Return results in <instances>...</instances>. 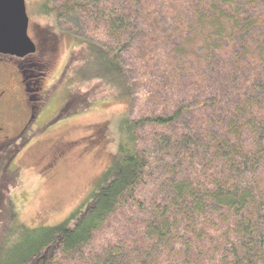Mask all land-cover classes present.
<instances>
[{
  "label": "trees",
  "instance_id": "trees-1",
  "mask_svg": "<svg viewBox=\"0 0 264 264\" xmlns=\"http://www.w3.org/2000/svg\"><path fill=\"white\" fill-rule=\"evenodd\" d=\"M41 11L81 49L76 81H100L130 109L89 197L55 226H7L0 264H264V0ZM86 107L70 97L63 111Z\"/></svg>",
  "mask_w": 264,
  "mask_h": 264
},
{
  "label": "rangeland",
  "instance_id": "rangeland-1",
  "mask_svg": "<svg viewBox=\"0 0 264 264\" xmlns=\"http://www.w3.org/2000/svg\"><path fill=\"white\" fill-rule=\"evenodd\" d=\"M44 2L25 0L36 52L24 60L0 56V88L13 86L8 101L0 103V124L12 138L0 154V241L12 223L51 227L81 206L113 164L130 109L128 99L100 81H76L80 64L71 59L81 49L53 17L42 13ZM19 79L20 87H31L33 81L40 86L33 119L24 109ZM70 97L76 103L88 101L89 107L64 113ZM10 100L17 101L18 109ZM10 208L14 220L7 222Z\"/></svg>",
  "mask_w": 264,
  "mask_h": 264
},
{
  "label": "water",
  "instance_id": "water-1",
  "mask_svg": "<svg viewBox=\"0 0 264 264\" xmlns=\"http://www.w3.org/2000/svg\"><path fill=\"white\" fill-rule=\"evenodd\" d=\"M28 26L25 0H0V55L24 58L36 52Z\"/></svg>",
  "mask_w": 264,
  "mask_h": 264
},
{
  "label": "flooded vegetation",
  "instance_id": "flooded-vegetation-1",
  "mask_svg": "<svg viewBox=\"0 0 264 264\" xmlns=\"http://www.w3.org/2000/svg\"><path fill=\"white\" fill-rule=\"evenodd\" d=\"M0 56H2V55H0ZM28 57H30V56H27L24 58H15V57H13V58L24 60V59H27ZM21 75H24V74L21 73ZM31 81H33V80H31ZM22 82H23L22 79H19V83H17L18 84V90H19V87L22 85ZM12 87L10 84H8L7 86L0 88V103L1 104H4L8 101ZM20 91L23 92V94H22L23 95V99H22L23 101L22 102H23L24 109H26L29 112V116L33 119L34 113H36V111L38 109L37 103L40 99V96H39L40 95V92H39L40 86L38 85V82L33 81V82H31V87L28 85H24L23 87H20ZM14 93H16V91ZM27 93H31V94H27ZM10 102L14 106L15 109H18V105L16 103L17 101L10 100ZM33 111H34V113L32 115ZM11 139L12 138L10 136L7 137L4 134V127H2L0 124V154L3 152V150H5L6 148H8L10 146Z\"/></svg>",
  "mask_w": 264,
  "mask_h": 264
}]
</instances>
